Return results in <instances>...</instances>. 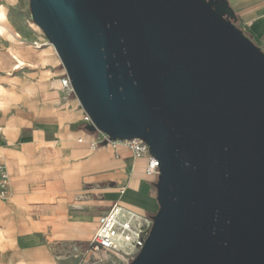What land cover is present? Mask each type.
<instances>
[{
    "label": "water",
    "instance_id": "95a60500",
    "mask_svg": "<svg viewBox=\"0 0 264 264\" xmlns=\"http://www.w3.org/2000/svg\"><path fill=\"white\" fill-rule=\"evenodd\" d=\"M107 141L158 161L129 264H264V52L226 0H29Z\"/></svg>",
    "mask_w": 264,
    "mask_h": 264
},
{
    "label": "crops",
    "instance_id": "0c3cea01",
    "mask_svg": "<svg viewBox=\"0 0 264 264\" xmlns=\"http://www.w3.org/2000/svg\"><path fill=\"white\" fill-rule=\"evenodd\" d=\"M226 1L238 28L264 52V0ZM53 84L42 95L43 104L59 107L63 123L42 125L31 138L16 144L18 166L8 171L11 194L0 200V231L16 235L0 240V264L10 260L14 264H52L55 256L65 259V247L87 242L88 237L79 232L91 233L97 217L113 202L141 218L151 219L158 210L157 177L145 174L147 158H135L119 143L87 155L85 149L93 134L84 130V111L73 95L62 96L57 81ZM79 134L77 143L79 139L83 143L76 146L74 135ZM17 217H24L26 225ZM16 256H20L19 262Z\"/></svg>",
    "mask_w": 264,
    "mask_h": 264
},
{
    "label": "rangeland",
    "instance_id": "374dc122",
    "mask_svg": "<svg viewBox=\"0 0 264 264\" xmlns=\"http://www.w3.org/2000/svg\"><path fill=\"white\" fill-rule=\"evenodd\" d=\"M0 5L7 15L6 23L0 21V26L5 28L3 37H0V162H3L11 173V168L18 166L15 153L18 141L31 138L34 131L42 125L63 123L57 113L59 107L43 104L42 95L57 81L62 96L69 98L73 95L75 99L76 97L73 93L69 95L60 88L58 80L65 73L64 68L53 46L32 21L29 0H0ZM18 43L21 45L17 46ZM15 67L19 68L15 69ZM98 136L97 132L93 135L95 138ZM74 137L75 145L80 146L77 139L81 134ZM98 149L95 151L85 149V151L87 155H91L98 152ZM87 169L84 165V172ZM83 187L79 185L81 192L84 190ZM17 219L23 223V226L26 225L24 217ZM94 230L95 226L87 240L92 238ZM0 235H3L0 240H9L16 234L1 230ZM82 244L84 242H77L65 247L64 256L68 260L71 258L70 260L77 262L79 255L76 249ZM19 259L20 256H16L17 262L20 261ZM63 260L55 256L52 264H62ZM8 264L14 263L10 260Z\"/></svg>",
    "mask_w": 264,
    "mask_h": 264
},
{
    "label": "built area",
    "instance_id": "2783aa9c",
    "mask_svg": "<svg viewBox=\"0 0 264 264\" xmlns=\"http://www.w3.org/2000/svg\"><path fill=\"white\" fill-rule=\"evenodd\" d=\"M60 88L72 94L71 83L62 74L59 78ZM83 124L91 123L84 113ZM98 137L91 136L87 142L92 151L102 146L107 137L100 132ZM95 134V133H94ZM93 134V135H94ZM83 143V139L78 140ZM122 144L126 146L135 158H147L145 174L158 176V161L149 155L148 146L139 139L129 141H107L106 145ZM11 194L10 176L6 166L0 162V200H7ZM123 194V190L120 191ZM152 227V221L141 218L135 211L125 208L119 202H113L96 220L93 236L80 245L76 252L79 260L73 262L67 258L62 264H129L139 254Z\"/></svg>",
    "mask_w": 264,
    "mask_h": 264
},
{
    "label": "bare ground",
    "instance_id": "6f19581e",
    "mask_svg": "<svg viewBox=\"0 0 264 264\" xmlns=\"http://www.w3.org/2000/svg\"><path fill=\"white\" fill-rule=\"evenodd\" d=\"M0 21H1L2 23H6V22H7L6 11H5V9H4L1 5H0ZM4 32H5V28L0 26V37H3ZM15 45H16V44H15ZM18 45H21V44L18 43L17 46H18ZM15 60H17V62L20 63L21 65H23V63H22L21 61H18L17 58H15ZM17 68H19V67H15V69H17ZM57 84H58V82H57ZM75 226H76V225H75ZM78 226H79V225H78ZM79 229H80V228H79ZM79 233H80V235H82V236L88 237V235H89L90 232H89L88 234H86L85 232L80 231ZM79 233H78V234H79Z\"/></svg>",
    "mask_w": 264,
    "mask_h": 264
},
{
    "label": "trees",
    "instance_id": "16d2710c",
    "mask_svg": "<svg viewBox=\"0 0 264 264\" xmlns=\"http://www.w3.org/2000/svg\"><path fill=\"white\" fill-rule=\"evenodd\" d=\"M89 133V132H88ZM89 134H94V133H89Z\"/></svg>",
    "mask_w": 264,
    "mask_h": 264
}]
</instances>
